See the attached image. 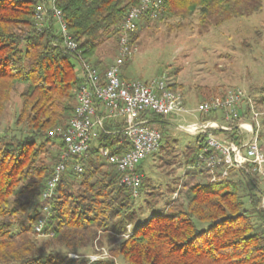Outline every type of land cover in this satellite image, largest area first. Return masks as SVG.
<instances>
[{
  "label": "trees",
  "instance_id": "1",
  "mask_svg": "<svg viewBox=\"0 0 264 264\" xmlns=\"http://www.w3.org/2000/svg\"><path fill=\"white\" fill-rule=\"evenodd\" d=\"M261 1L163 0L159 18L176 21L175 27L181 30L196 16L200 32H205L232 18L250 16L260 9ZM40 2L0 0V118L13 98L20 102L11 127L0 133V264H264V233L255 230V222H264L258 208L261 192L254 187L250 167L230 170L227 179L215 183L194 184L185 192L184 201L172 205L169 212L140 221L132 210L131 190L119 184L118 172L101 154L103 149L112 154L129 149L116 132L122 122L106 123L111 133H100L84 156L65 164L51 199H41L63 151L61 139L49 132L64 129L72 115L82 84L78 62L91 63L108 40L117 44L125 12L140 0H57L77 44L75 51L62 47L52 20L37 25L34 12ZM156 20L144 15L137 29ZM136 35L137 31L133 41ZM102 58L91 64L102 69ZM198 93L205 97L223 94L207 87ZM254 104L264 105V84ZM148 116L149 126L162 135L165 120ZM214 117V113L201 116L202 120ZM263 129L264 119L260 132ZM223 135L237 142L235 129ZM203 144L204 137L197 136L188 159L191 166H196ZM260 145L264 148V139ZM76 164L81 173L74 170ZM142 174L138 192L145 178ZM196 174L203 172L196 170ZM242 184L260 193H248L247 207L238 193ZM45 205L50 214L42 234L48 239L39 242L33 227ZM127 225L132 233L110 249L111 259L88 262L68 257L69 252L102 246L103 239L116 243L126 234ZM113 258H121V263Z\"/></svg>",
  "mask_w": 264,
  "mask_h": 264
},
{
  "label": "built area",
  "instance_id": "2",
  "mask_svg": "<svg viewBox=\"0 0 264 264\" xmlns=\"http://www.w3.org/2000/svg\"><path fill=\"white\" fill-rule=\"evenodd\" d=\"M40 1L34 12L37 25L42 26L46 19L52 20L62 39V47L75 51L77 44L68 33L62 12L56 6L57 0ZM162 12L163 0H140L125 12L118 26L117 54L112 63L100 69L86 59L79 60L82 84L76 94L72 115L64 129L57 127L49 132V135L61 139L63 151L45 182L41 193L43 201L53 196L65 164L72 158L84 156L91 141L100 133H111L106 123L113 121L122 122V127L116 132L129 149L121 154L103 149L102 157L118 172L119 184L129 188L132 196L138 195L143 176L138 166L160 148L162 139L161 133L149 126L148 115L167 119L189 112L184 108L183 95L172 90L164 76L147 83L124 80L121 76L122 67L135 49L132 34L139 20L144 15L156 19ZM196 111L200 116L214 113L215 117L179 126L186 133L204 137L195 168L204 172L210 183L227 179L230 170H245L247 167L252 173L262 175L264 180V149L259 142L264 111L256 108L251 97L241 90H227L220 97L198 103ZM217 112L221 113L223 123L215 121ZM233 129L238 136L237 142L223 135ZM73 168L78 173L82 172L79 164ZM49 210V206H43L42 215L33 227L37 234L42 233Z\"/></svg>",
  "mask_w": 264,
  "mask_h": 264
},
{
  "label": "rangeland",
  "instance_id": "3",
  "mask_svg": "<svg viewBox=\"0 0 264 264\" xmlns=\"http://www.w3.org/2000/svg\"><path fill=\"white\" fill-rule=\"evenodd\" d=\"M159 17L157 20L153 19L156 21L148 26L141 24L138 29L136 27L138 35L132 40L135 49L121 71L127 79L141 83L164 76L170 88L183 95L184 108L189 112L173 116V125L162 129L160 148L147 156L141 164L145 178L138 195L132 196V210L140 221L153 214L169 212L172 205L184 201L183 196L192 185L209 182L204 172V175H195V171L199 169L188 163L195 148L196 136L189 135L179 127L198 122V103L217 95L205 97L198 93V89L207 87L219 94L231 89L241 90L253 102H257L260 87L264 84V0L261 1L260 9L250 16L232 18L205 32H200L196 16L181 30L175 27L176 21H164ZM116 54L117 44L108 40L97 57H103L101 65L106 66ZM97 57L92 58L91 63ZM17 101L13 98L0 118V133L11 127L20 106L19 101L16 106ZM256 108L264 111V105ZM215 121L223 123L221 113L217 112ZM259 137L261 142L264 139V129ZM251 179L256 184L254 187L261 192H257L261 196L258 208L264 213V180L256 172ZM246 183H250L248 179ZM251 188L252 186L244 184L238 187L245 207L249 203L248 193L256 194L255 189ZM126 230V234L119 237L116 243L111 244L103 239L102 246L94 245L93 248L87 247L78 253L69 252L67 255L70 259H84L88 262L111 259L110 249L127 238L133 229L131 225H127ZM255 230L264 233V222H255ZM33 234L39 242L48 239L42 233L37 234L34 228ZM113 259L116 263H121V258Z\"/></svg>",
  "mask_w": 264,
  "mask_h": 264
},
{
  "label": "crops",
  "instance_id": "4",
  "mask_svg": "<svg viewBox=\"0 0 264 264\" xmlns=\"http://www.w3.org/2000/svg\"><path fill=\"white\" fill-rule=\"evenodd\" d=\"M108 65H106V66H101L102 68H105V67H107ZM121 76H122V78H123V76H124V73H123V71H121ZM125 77V76H124ZM124 80H129V79H127L126 77L125 78H123ZM173 117L172 118H167V119H164L165 120V122H166V128L168 127V126H171V125H173L172 123H173ZM171 121H172V123H171ZM200 121H202V118H201V116L199 117V121L198 122H200ZM198 122H192V123H198ZM190 124V123H189ZM189 135H192V136H196L197 137V135H193V134H190V133H188ZM224 137H226V136H224Z\"/></svg>",
  "mask_w": 264,
  "mask_h": 264
}]
</instances>
